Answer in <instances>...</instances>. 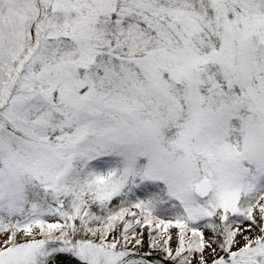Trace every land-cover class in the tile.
<instances>
[{"label":"snow or ice","instance_id":"6c2138e0","mask_svg":"<svg viewBox=\"0 0 264 264\" xmlns=\"http://www.w3.org/2000/svg\"><path fill=\"white\" fill-rule=\"evenodd\" d=\"M0 264H264V0H0Z\"/></svg>","mask_w":264,"mask_h":264}]
</instances>
